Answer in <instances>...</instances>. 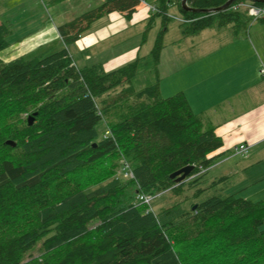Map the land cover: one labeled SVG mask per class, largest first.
Instances as JSON below:
<instances>
[{
  "label": "trees",
  "instance_id": "trees-1",
  "mask_svg": "<svg viewBox=\"0 0 264 264\" xmlns=\"http://www.w3.org/2000/svg\"><path fill=\"white\" fill-rule=\"evenodd\" d=\"M143 1L106 0L59 27L60 50L0 60V264H264V200L229 193V174L210 177L211 154L224 146L217 126L184 91L164 97L158 73L170 7L185 37L231 25L239 38L256 18L241 3H264L203 13L155 0L162 29L150 55L111 71L75 64L69 44ZM8 33L0 23V52ZM25 110L36 112L33 124ZM187 165L184 180L171 177ZM162 193L174 201L158 212L140 198Z\"/></svg>",
  "mask_w": 264,
  "mask_h": 264
},
{
  "label": "crops",
  "instance_id": "crops-1",
  "mask_svg": "<svg viewBox=\"0 0 264 264\" xmlns=\"http://www.w3.org/2000/svg\"><path fill=\"white\" fill-rule=\"evenodd\" d=\"M8 1L0 3V23H10L18 29V33L14 35L15 40L8 41L9 47L6 48L7 53L16 58L27 56L25 54L28 52L59 41L64 45L59 27L102 4V0H20L12 5H8ZM149 5L141 3L137 10L143 11L146 7L148 10ZM6 13L7 18L3 21ZM120 13L118 11L108 13L111 16V27L108 24L103 25L104 31L99 34L92 24L89 35L96 34L100 42L109 39L114 35V30L125 26L119 24L124 15ZM257 23L259 22H254L252 28L255 29ZM211 28L221 31L218 27ZM205 30L179 39L184 40L186 43L184 45L190 47L189 52L184 50V72L188 74L184 82V92L196 113L210 110L205 114L217 126V133L224 141V146L211 154L217 155L213 166L228 161L227 155L240 143L249 144V154L244 156L249 170H245L246 178L242 179L249 181L246 188H260L255 190L253 195L244 196L264 200V73L261 71L264 69V56L258 54L257 48L260 47L257 42L255 43L253 35L249 38L250 42L244 35L237 40L242 39L241 44L247 48L251 56H221L220 64L215 67L207 66V62L218 57L212 55L225 50L218 49V46L214 47L213 40L217 38L214 34H204V37L199 38L198 35ZM85 35L86 33L79 40ZM216 61L217 59L214 60V65ZM161 90L163 92L162 87ZM188 91L193 94L192 98L196 96V100H192ZM232 166L233 164L229 163L223 172L229 173ZM242 184V181L237 179L232 186L237 189L240 188L237 186ZM244 192L246 191L243 189L241 193Z\"/></svg>",
  "mask_w": 264,
  "mask_h": 264
},
{
  "label": "rangeland",
  "instance_id": "rangeland-1",
  "mask_svg": "<svg viewBox=\"0 0 264 264\" xmlns=\"http://www.w3.org/2000/svg\"><path fill=\"white\" fill-rule=\"evenodd\" d=\"M4 0H0V3ZM18 2L20 0L8 1V5H12L14 2ZM106 0H102V3ZM155 0H144L142 3L150 4V9L147 10L146 7L143 11L142 9L136 10L132 17H128L127 15H123L122 19H120L119 24L125 25L123 28L118 27L114 30V35L110 36L109 39L100 42L97 38L96 34L89 35V31L85 32L86 35L79 41L69 44V49L71 51V56L74 59V62L77 66L83 67L85 65H91L96 62H102L107 71L114 70L116 68L122 67L123 65L128 64L129 62L138 59L144 58L150 55L153 46L155 45L158 34L162 29V19L160 16L153 14V2ZM144 5V4H142ZM121 14V13H120ZM169 14L171 16L170 21L168 22V30L164 35L163 44L164 47L161 53V61L158 67V73L161 77V87L163 88L162 95L164 97H168L173 95L179 91H184V82L188 77L187 72H184V50L189 52L190 47L184 44V40H179L183 36L181 23L183 21V14L180 11L179 7L172 6L169 9ZM1 16V14H0ZM7 18V13L4 17L5 21ZM151 18L152 21H151ZM150 20V21H149ZM254 22L256 21L253 20ZM151 22V26L149 27V23ZM5 26L8 27V35L6 37L7 41H14V35L18 33V29L10 25V23L3 22ZM93 24V28L98 30L97 33L104 31L102 28L103 25H109L111 27V16L109 14H105L103 17L98 19ZM253 22L249 23V32L248 30L245 32H241L240 37L246 35L248 37V41L250 36L254 37L255 43L259 44L260 48H257L258 54L260 56H264V23L259 22L256 24L257 27L252 28ZM231 25L228 28H221V31L217 28H209L206 29L204 33L198 35L199 38L204 37L205 35L214 34L215 38L213 40L214 47L218 46V49L223 48V52L216 53L212 56H218L217 58L206 63L207 66L215 67L221 63V56H251L249 54L247 48L241 44L242 39H238L233 32L231 31ZM260 26L261 29H260ZM254 27V26H253ZM251 29V32H250ZM95 32V31H94ZM220 32V33H218ZM247 32V33H246ZM250 33V34H249ZM88 34V35H87ZM191 40V39H190ZM199 40V39H198ZM198 40H196L198 42ZM246 40V39H245ZM239 41V43H237ZM250 42V41H249ZM252 43V41H251ZM65 45V44H64ZM61 41L56 44H50L49 46H45L43 48L33 50L31 52L26 53V58H33L37 55H49L53 52H56L64 47ZM185 46V47H184ZM9 47V46H8ZM7 47V49H8ZM227 48V49H225ZM7 49H4L0 52V60L2 61H10L16 56H11L7 53ZM35 52V53H33ZM32 53V54H31ZM186 56V55H185ZM214 65V60H216ZM193 65V64H192ZM191 65V66H192ZM176 66V67H175ZM167 74V76H166ZM162 91V90H161ZM189 92V91H188ZM190 97L192 98L193 94L189 92ZM192 100H196V96L192 98ZM196 106V105H195ZM31 110V107L30 109ZM28 110V111H29ZM24 111V118L28 119L30 115H33V112ZM210 110H206L208 112ZM101 129V127H100ZM228 161L223 164H216L210 170V177L221 176L224 174H229L233 177L235 184L237 179L242 181V185H239L237 189H234L233 186L229 188L228 192L231 193L235 190H243L246 191L244 194H248V196L253 195L257 188L249 189L245 186L249 184V181H244L242 178L245 177V170L248 169L247 161H245V157L240 154H236L235 150H232L228 155ZM232 163L229 173L223 172L226 170L227 165ZM249 170V169H248ZM251 171V170H250ZM118 175H121V172L118 171ZM246 178V177H245ZM264 194V192H263ZM255 196H253L254 198ZM251 199V198H250ZM174 201V197L169 193H162L157 197L153 198L150 208L153 211L158 212L163 207L171 205ZM264 227V226H263Z\"/></svg>",
  "mask_w": 264,
  "mask_h": 264
},
{
  "label": "water",
  "instance_id": "water-1",
  "mask_svg": "<svg viewBox=\"0 0 264 264\" xmlns=\"http://www.w3.org/2000/svg\"><path fill=\"white\" fill-rule=\"evenodd\" d=\"M235 1L236 0H228L222 6L214 7V8L201 9V8H194V7L190 6V4L188 3V0H182V7L187 11L203 12V13H215V12H219V11H222V10L229 8ZM250 1L263 2L264 3V0H250ZM35 115H36V112L33 115H30L28 117L29 124H33V122L35 120ZM6 143L10 144L12 146H16V144H17L13 139H8L6 141ZM192 169H193V165H187V166L173 172L171 174V177L176 178L177 181H182L190 174Z\"/></svg>",
  "mask_w": 264,
  "mask_h": 264
},
{
  "label": "built area",
  "instance_id": "built-area-1",
  "mask_svg": "<svg viewBox=\"0 0 264 264\" xmlns=\"http://www.w3.org/2000/svg\"><path fill=\"white\" fill-rule=\"evenodd\" d=\"M243 6H246L248 8V12L251 14V15H254L256 18L257 17H264V7H257L255 6L254 4L250 3V2H247V1H244L241 3ZM155 7H153L154 9ZM255 18V19H256ZM262 73H264V69L261 70ZM108 134V131L106 132V136ZM249 150H250V146L249 144L247 143H240L239 145L236 146L235 148V152L236 154H240V155H243V156H248L249 154ZM129 165L127 164V167ZM126 167V171H125V176L128 177V176H132V172H130V169ZM141 199H143V202H146L147 204H151L152 202V199L154 197H150V196H144V195H141L140 197Z\"/></svg>",
  "mask_w": 264,
  "mask_h": 264
}]
</instances>
